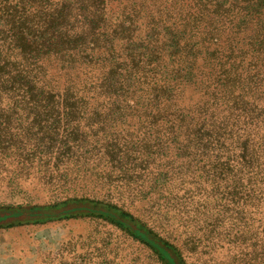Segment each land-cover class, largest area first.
Listing matches in <instances>:
<instances>
[{"label":"trees","instance_id":"trees-1","mask_svg":"<svg viewBox=\"0 0 264 264\" xmlns=\"http://www.w3.org/2000/svg\"><path fill=\"white\" fill-rule=\"evenodd\" d=\"M88 110L94 133L66 113ZM24 113L50 144L17 147ZM2 135L107 197L2 207L0 228L90 219L158 264H264V0H0Z\"/></svg>","mask_w":264,"mask_h":264},{"label":"rangeland","instance_id":"rangeland-1","mask_svg":"<svg viewBox=\"0 0 264 264\" xmlns=\"http://www.w3.org/2000/svg\"><path fill=\"white\" fill-rule=\"evenodd\" d=\"M77 112L66 111L67 117L73 116L69 123L71 126H81L88 133L98 131L100 126L97 124H101L105 118L88 110L82 112L86 114H81L86 121H79ZM23 115L28 120L23 119L22 123L13 121L12 124L16 128L20 125L23 127L22 137L13 139L21 142L17 143V147L28 146L26 143L38 144L39 139L44 147L50 144V133L45 132L44 123H37L39 121L33 113ZM32 125L38 129H31ZM71 131L75 129L70 127L67 133ZM33 133H39L34 136L38 140L32 137ZM76 137L78 143L82 144L81 137ZM5 139L9 138L4 135L0 137V148L12 144L5 142ZM17 156L14 158L7 152H0V208L49 205L71 198L74 194L107 197L101 188L103 184L94 177L92 168L76 172L72 169L73 161L70 158L61 159L56 166L54 157L47 159V165L34 163L25 167L17 165L24 155ZM30 161L25 159L26 163ZM227 252V249H222L219 258L225 259ZM103 259L111 264H158L147 250L125 238L114 226L101 221L70 219L0 228V264H105ZM194 262V259H189V263ZM207 264L211 262L208 260Z\"/></svg>","mask_w":264,"mask_h":264}]
</instances>
